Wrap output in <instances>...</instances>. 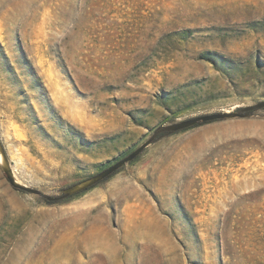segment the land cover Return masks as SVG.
I'll list each match as a JSON object with an SVG mask.
<instances>
[{
    "label": "rangeland",
    "instance_id": "obj_1",
    "mask_svg": "<svg viewBox=\"0 0 264 264\" xmlns=\"http://www.w3.org/2000/svg\"><path fill=\"white\" fill-rule=\"evenodd\" d=\"M261 102L264 0H0V264H264V107L156 133Z\"/></svg>",
    "mask_w": 264,
    "mask_h": 264
},
{
    "label": "water",
    "instance_id": "obj_2",
    "mask_svg": "<svg viewBox=\"0 0 264 264\" xmlns=\"http://www.w3.org/2000/svg\"><path fill=\"white\" fill-rule=\"evenodd\" d=\"M258 107H264V102L259 103L257 106L243 109L239 113H237V112H222V113H214V114H205V115L194 117V118H191V119H188V120H185V121L173 124V125L162 126V127L157 129L156 133L162 132V131H177V130H181L184 128H188V127L197 125L200 122H211V121H215V120L231 118L234 116H244L246 111L251 110L253 108H258ZM152 140H153V137L151 139H149L148 141H146L145 143H143L138 148H136L135 150H133L132 152H130L127 156H125L121 160L117 161L113 165L109 166L105 170L101 171L100 173L96 174L95 176L88 178V179H86L80 183H77V184L65 189L63 196H56V197L46 196L45 198H47L49 201H57V200L62 199L64 197L76 194L78 192H81L83 190H86L88 188L95 186L99 182L105 180L106 178H108L109 176L114 174L116 171L121 169L123 166H125L129 162L135 160L145 150V148L151 144ZM0 149L3 152V154L5 155V157L7 158L6 153H5L1 143H0ZM7 160H8V158H7ZM4 172L6 174L7 179L9 180L10 184L14 188H18L20 190L39 194V191H37L34 188H30L26 185L16 183L9 172H7V171H4Z\"/></svg>",
    "mask_w": 264,
    "mask_h": 264
},
{
    "label": "bare ground",
    "instance_id": "obj_3",
    "mask_svg": "<svg viewBox=\"0 0 264 264\" xmlns=\"http://www.w3.org/2000/svg\"><path fill=\"white\" fill-rule=\"evenodd\" d=\"M0 150H1V149H0ZM6 163H7V165H6ZM0 166H1L2 170L4 169L5 171L9 172L10 175L13 177V179L16 180V179L14 178V176H13L14 173H13L11 167H10V164H9L7 158L5 157V155L3 154L2 151H0ZM15 182H16V181H15ZM16 183H18V182H16Z\"/></svg>",
    "mask_w": 264,
    "mask_h": 264
},
{
    "label": "trees",
    "instance_id": "obj_4",
    "mask_svg": "<svg viewBox=\"0 0 264 264\" xmlns=\"http://www.w3.org/2000/svg\"><path fill=\"white\" fill-rule=\"evenodd\" d=\"M200 123L202 124V123H205V122H200ZM16 189H17V190H20V189H18V188H16ZM49 203H53V202L50 201Z\"/></svg>",
    "mask_w": 264,
    "mask_h": 264
}]
</instances>
